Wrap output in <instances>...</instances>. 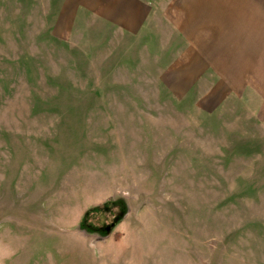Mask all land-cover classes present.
Here are the masks:
<instances>
[{
    "label": "rangeland",
    "instance_id": "1",
    "mask_svg": "<svg viewBox=\"0 0 264 264\" xmlns=\"http://www.w3.org/2000/svg\"><path fill=\"white\" fill-rule=\"evenodd\" d=\"M0 0V264H264V0Z\"/></svg>",
    "mask_w": 264,
    "mask_h": 264
},
{
    "label": "crops",
    "instance_id": "2",
    "mask_svg": "<svg viewBox=\"0 0 264 264\" xmlns=\"http://www.w3.org/2000/svg\"><path fill=\"white\" fill-rule=\"evenodd\" d=\"M77 5L87 7L103 22L119 31L136 33L142 26L151 0H77Z\"/></svg>",
    "mask_w": 264,
    "mask_h": 264
}]
</instances>
